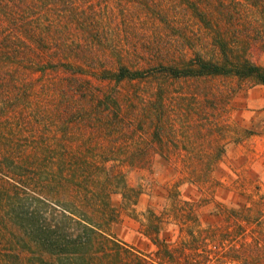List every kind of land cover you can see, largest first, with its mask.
<instances>
[{"label": "trees", "instance_id": "16d2710c", "mask_svg": "<svg viewBox=\"0 0 264 264\" xmlns=\"http://www.w3.org/2000/svg\"><path fill=\"white\" fill-rule=\"evenodd\" d=\"M141 4L163 28L142 53L100 35V0H0V82L16 98L30 95L20 107L0 98V264H174L155 223L156 235L145 232L158 246L152 257L114 234L121 206L113 194L132 207L140 195L121 166L178 155L192 181L210 178L224 151L214 147V115L236 91L264 86V66L252 59L264 50V0ZM106 46L112 51L100 53ZM176 82L192 87L170 89ZM168 99L184 104L180 116L197 118L182 128L184 142L202 137L210 150L154 149L175 135L179 110ZM41 124L40 137L23 135ZM182 264L206 263L191 256Z\"/></svg>", "mask_w": 264, "mask_h": 264}, {"label": "rangeland", "instance_id": "374dc122", "mask_svg": "<svg viewBox=\"0 0 264 264\" xmlns=\"http://www.w3.org/2000/svg\"><path fill=\"white\" fill-rule=\"evenodd\" d=\"M100 2L104 7L100 10L102 14L98 22L100 35L125 49L129 47L131 52L142 53L145 49L143 44L148 43L154 34L163 31L157 20L149 17L148 10L140 7L141 0ZM111 12L113 14L110 15ZM123 15L125 23L132 25V28L124 30V25H120ZM142 26L153 27L141 32ZM115 27H120L121 31L115 30ZM110 51L106 46L100 53ZM252 59L264 66V50H254ZM0 84V98L10 95L16 107L30 98L24 92L16 98L17 89L12 84ZM190 86L176 82L170 89L182 88L186 91ZM167 101L174 112L179 110L173 113L175 135L170 142L163 145L158 143L154 149L175 153L210 150L212 146L209 144H199L202 137L191 143L184 142L182 128H188L189 123L191 125L197 118L194 115L180 116L184 104L180 108L176 101ZM18 111L26 116L28 109L24 105ZM220 112L222 115H214L213 123H220L221 127L220 134L214 136V147L221 145L219 147L224 151L210 178L195 179L198 183L192 181L189 169L178 155L168 161L155 154L149 163L141 166H121L128 185L140 189L133 207L121 204V194L112 196L114 203L121 206V217L112 230L128 246L151 257L158 246L171 247L176 256V259L171 257L174 264H182L184 259L191 256H201L206 264H264V86L236 91ZM36 124L32 123V126ZM61 124L60 119L53 125L52 132L57 134ZM29 128L31 132L23 135L40 137L47 132V127L42 124L38 129ZM163 139L168 140L165 136ZM185 203H192V206ZM152 222L158 227V246L145 233L147 230L156 235V228L149 227ZM256 236L259 237L258 244Z\"/></svg>", "mask_w": 264, "mask_h": 264}]
</instances>
